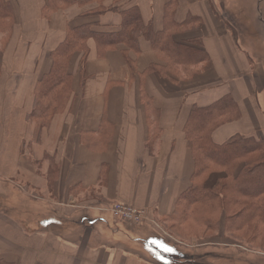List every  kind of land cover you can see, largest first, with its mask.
Segmentation results:
<instances>
[{
	"label": "crops",
	"instance_id": "1",
	"mask_svg": "<svg viewBox=\"0 0 264 264\" xmlns=\"http://www.w3.org/2000/svg\"><path fill=\"white\" fill-rule=\"evenodd\" d=\"M165 44L196 58L170 64ZM226 96L212 143L264 134V0H0V264H193L166 225L190 226L192 109Z\"/></svg>",
	"mask_w": 264,
	"mask_h": 264
},
{
	"label": "trees",
	"instance_id": "2",
	"mask_svg": "<svg viewBox=\"0 0 264 264\" xmlns=\"http://www.w3.org/2000/svg\"><path fill=\"white\" fill-rule=\"evenodd\" d=\"M130 26L132 24H128V28ZM71 41H68L67 44ZM165 45L170 53L168 55L170 64L173 62L183 63L188 60L193 62L196 58L194 53L191 54L182 47L174 45L172 48L168 44ZM63 52L65 51L61 53ZM59 81L61 82V71L55 67L52 75L42 87L44 103L35 111V116L42 122L49 120L50 117L46 118V115L52 111L48 112V110L51 107L55 108L56 102H58L55 87ZM236 115V105L229 96L209 107H194L192 109L185 133L194 159L192 189L184 194L178 202V220L186 221L190 217L193 221L195 210L200 209L198 205L214 200L217 201L221 211L228 212L230 219H232V211L237 210L235 213L240 215L238 226L255 223L264 230V139L255 140L253 137L235 136L219 146L214 145L211 140V131L217 126L233 120ZM213 167L228 174V171L231 170V175L226 174L224 178L225 180L230 177L229 188L222 185L221 179L213 189L204 188L205 179L211 173H215L211 170ZM239 198L245 199V201H241ZM195 207L197 208L193 210ZM199 256L198 254L197 257ZM188 258L192 259L190 255Z\"/></svg>",
	"mask_w": 264,
	"mask_h": 264
},
{
	"label": "rangeland",
	"instance_id": "3",
	"mask_svg": "<svg viewBox=\"0 0 264 264\" xmlns=\"http://www.w3.org/2000/svg\"><path fill=\"white\" fill-rule=\"evenodd\" d=\"M253 138L262 140L264 134H258ZM211 170L215 171L211 173L214 174L213 179L220 178L225 188L230 187V177L224 180L228 173L216 167ZM228 172L231 175V170ZM220 179L217 180L216 185ZM53 201L54 206L60 205L57 199ZM198 206L200 209L195 210L197 207L193 209L195 210L193 221L192 218H187L190 226L174 228L166 225L171 236L175 238L169 241L172 247L175 248L176 245V248L185 249L186 253L192 256L193 264H264V230L258 224L238 226L240 215L235 213L237 210L232 211V219H230L228 212L221 211L217 201L214 200ZM181 242H185L184 247L179 245Z\"/></svg>",
	"mask_w": 264,
	"mask_h": 264
},
{
	"label": "built area",
	"instance_id": "4",
	"mask_svg": "<svg viewBox=\"0 0 264 264\" xmlns=\"http://www.w3.org/2000/svg\"><path fill=\"white\" fill-rule=\"evenodd\" d=\"M106 212L115 218L119 219L122 222L132 224V225H140L143 223H151L152 225L155 224L153 220H149L146 215V212L138 209L129 204L123 203H113L109 205L106 209Z\"/></svg>",
	"mask_w": 264,
	"mask_h": 264
}]
</instances>
